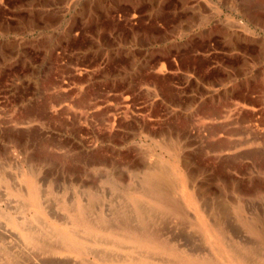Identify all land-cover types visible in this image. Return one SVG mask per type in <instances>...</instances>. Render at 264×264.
<instances>
[{
  "label": "rangeland",
  "instance_id": "374dc122",
  "mask_svg": "<svg viewBox=\"0 0 264 264\" xmlns=\"http://www.w3.org/2000/svg\"><path fill=\"white\" fill-rule=\"evenodd\" d=\"M261 229L264 0H0V264H264Z\"/></svg>",
  "mask_w": 264,
  "mask_h": 264
},
{
  "label": "bare ground",
  "instance_id": "6f19581e",
  "mask_svg": "<svg viewBox=\"0 0 264 264\" xmlns=\"http://www.w3.org/2000/svg\"><path fill=\"white\" fill-rule=\"evenodd\" d=\"M60 100V99H58ZM57 101V100H56ZM55 101V102H56ZM49 107V105H48ZM54 108H56V106H54ZM58 111V110H57ZM55 116V115H54ZM70 117V116H69ZM83 118V117H82ZM23 123V122H22ZM72 130V129H71ZM170 148L173 149V147L176 146V143H171L170 144ZM170 171V170H169ZM163 173V172H162ZM159 174V178H161L162 176L163 177H166L168 174L167 172L163 175V174ZM179 177L180 176V173H179ZM172 178V177H171ZM174 178V177H173ZM169 183V182H168ZM172 183V182H171ZM179 187L183 193V195H186L187 194V188L186 186L183 184H179ZM170 189V188H169ZM157 195V197L159 198V200L161 201V204H163L164 206H168L169 208H172L171 210H173L175 213H179L180 212V207L178 204L174 203L173 201H171L170 197H169V192L167 191H162L160 189V187L157 185V189H153ZM32 202L36 205L37 204V198H36V195L34 193V191H32ZM173 198V197H172ZM135 232V231H134ZM132 232V233H134ZM146 232L143 231V232H140L137 233L135 232L134 236L136 237H139L138 238V253H139V257L138 260L136 263L134 264H154L153 262H150L148 261L151 257V246L147 243H143V238H144V234ZM149 233V231L147 232ZM150 233H153L155 235L158 236V234L156 232H152L150 231ZM163 234V233H162ZM59 236V239L57 240V242H53L52 244L50 243H46V242H43V241H40V242H36L35 240L32 239V243L35 245H38L40 248L42 249H45V250H48L50 252H53V253H57L58 251H65V250H73V249H80L82 248L83 246V243L76 240V238L70 236L68 233H67V230H60L59 233L57 234ZM142 238V239H141ZM147 239L150 238V237H146ZM160 238V237H159ZM261 239L262 241L264 242V229H261ZM164 247V246H163ZM41 250V249H40ZM31 256H34L33 254H31ZM13 257V256H12ZM27 257V256H26ZM36 258H38L37 256H35ZM34 258V257H33ZM172 260L170 261L171 263L173 264H221L219 261H216V260H211V259H200V258H196V259H191V258H188V257H184V256H181V255H174L172 256ZM12 261L13 264H21L19 262V260L15 259L13 260V258H10ZM30 259V258H29ZM32 259V258H31ZM38 261V260H37ZM53 263V262H52Z\"/></svg>",
  "mask_w": 264,
  "mask_h": 264
}]
</instances>
